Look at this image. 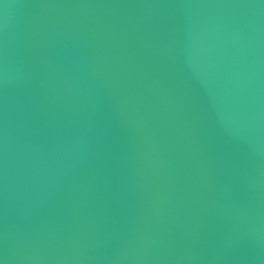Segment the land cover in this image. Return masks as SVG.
<instances>
[{
	"label": "water",
	"instance_id": "1",
	"mask_svg": "<svg viewBox=\"0 0 264 264\" xmlns=\"http://www.w3.org/2000/svg\"><path fill=\"white\" fill-rule=\"evenodd\" d=\"M0 264H264V0H0Z\"/></svg>",
	"mask_w": 264,
	"mask_h": 264
}]
</instances>
